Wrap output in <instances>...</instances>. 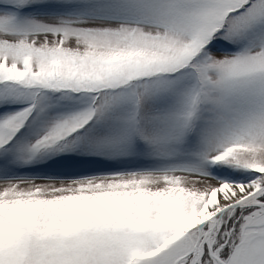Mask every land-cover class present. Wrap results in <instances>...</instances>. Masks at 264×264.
<instances>
[{"label":"snow or ice","instance_id":"1","mask_svg":"<svg viewBox=\"0 0 264 264\" xmlns=\"http://www.w3.org/2000/svg\"><path fill=\"white\" fill-rule=\"evenodd\" d=\"M0 264H264V0H0Z\"/></svg>","mask_w":264,"mask_h":264},{"label":"rangeland","instance_id":"2","mask_svg":"<svg viewBox=\"0 0 264 264\" xmlns=\"http://www.w3.org/2000/svg\"><path fill=\"white\" fill-rule=\"evenodd\" d=\"M213 183H214V181H213Z\"/></svg>","mask_w":264,"mask_h":264}]
</instances>
